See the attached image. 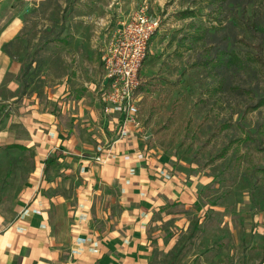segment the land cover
Instances as JSON below:
<instances>
[{"label": "rangeland", "instance_id": "374dc122", "mask_svg": "<svg viewBox=\"0 0 264 264\" xmlns=\"http://www.w3.org/2000/svg\"><path fill=\"white\" fill-rule=\"evenodd\" d=\"M144 6L160 21L141 64L136 134L153 150L156 172L186 188L183 203L168 201L162 212L171 215L151 226L166 241L172 234L175 251H156L152 264H264V104L252 108L264 57L257 61L258 40L231 0H0V24L14 19L20 28L4 44L19 69L4 84L0 128L11 108L32 94L41 103L45 90L73 77L78 58L100 99L106 52ZM248 18L264 25V0L246 4ZM224 29L235 35L234 52L246 54L243 68L215 62ZM106 192L110 211H119L116 184Z\"/></svg>", "mask_w": 264, "mask_h": 264}, {"label": "crops", "instance_id": "0c3cea01", "mask_svg": "<svg viewBox=\"0 0 264 264\" xmlns=\"http://www.w3.org/2000/svg\"><path fill=\"white\" fill-rule=\"evenodd\" d=\"M19 29L14 19L0 24V111L5 81L19 69L4 44ZM83 69L78 58L73 77L45 90L41 103L32 94L23 107H10L0 128V264H152L156 251L175 252L172 234L166 241L151 226L171 215L162 212L168 201L183 203L186 188L156 172L141 134L115 142L104 164L89 158L112 132ZM113 183L119 211L112 213L106 190ZM75 236L97 245L72 255Z\"/></svg>", "mask_w": 264, "mask_h": 264}, {"label": "built area", "instance_id": "2783aa9c", "mask_svg": "<svg viewBox=\"0 0 264 264\" xmlns=\"http://www.w3.org/2000/svg\"><path fill=\"white\" fill-rule=\"evenodd\" d=\"M159 21V18L151 16L147 6H144L124 24L118 38L106 52L104 83L107 90L100 96L99 102L102 114L112 132V138L106 144H97L94 154L89 157L93 161L106 163L115 142L142 129L139 107L140 69L149 40L159 28ZM122 157L129 160L131 155L126 153ZM163 175L171 178L167 173ZM85 243L97 245L96 240H90L86 236H75L70 253L78 254Z\"/></svg>", "mask_w": 264, "mask_h": 264}, {"label": "trees", "instance_id": "16d2710c", "mask_svg": "<svg viewBox=\"0 0 264 264\" xmlns=\"http://www.w3.org/2000/svg\"><path fill=\"white\" fill-rule=\"evenodd\" d=\"M251 0H231L232 4H235L237 6L240 7V19H241V23L246 27L247 31H249V33L255 37L258 40V56H257V61L260 62V58L264 57V25L262 23H259V21L256 18H253L252 20L248 18V20L246 19V4L249 3ZM227 29H229V31L234 28V25L232 23H229L227 27H225ZM216 30V29H215ZM225 30V34L220 37L219 40H217L218 42H221V44L218 46V48H216V54L215 57L216 59V63L222 67H227L229 65H231L232 63H241L242 68L246 65L245 63L247 62L246 60V54L242 53L243 56H238L233 49V45L235 43L234 37L235 35H231L230 33L227 32L226 29ZM208 35L212 36L213 39L215 40V36H216V32H210L209 30L207 31ZM153 36V34H152ZM151 36V38H152ZM150 38V39H151ZM150 42V40H149ZM219 54V57H218ZM146 58V56L144 57V59ZM143 59V61H144ZM244 59V60H243ZM212 61V60H210ZM214 62V63H215ZM142 82L140 83V88H142ZM262 84V87H261ZM253 88V89H252ZM252 92L255 94L256 96V101L255 104L252 105V108H257L260 105L264 104V70H262L261 74L258 76L256 84L254 87H252ZM54 160V157L51 158L48 163H50L51 161ZM262 251L264 254V226H263V244H262Z\"/></svg>", "mask_w": 264, "mask_h": 264}]
</instances>
